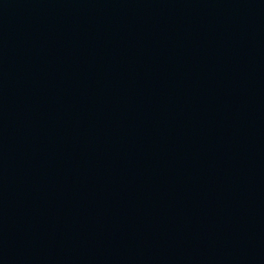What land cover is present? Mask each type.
Listing matches in <instances>:
<instances>
[{"label":"water","instance_id":"1","mask_svg":"<svg viewBox=\"0 0 264 264\" xmlns=\"http://www.w3.org/2000/svg\"><path fill=\"white\" fill-rule=\"evenodd\" d=\"M0 264H264V0H0Z\"/></svg>","mask_w":264,"mask_h":264}]
</instances>
